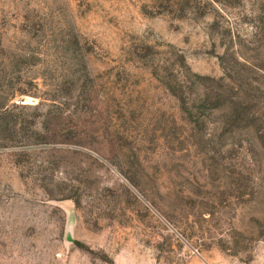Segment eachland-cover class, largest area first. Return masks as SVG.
Here are the masks:
<instances>
[{
    "label": "rangeland",
    "instance_id": "obj_1",
    "mask_svg": "<svg viewBox=\"0 0 264 264\" xmlns=\"http://www.w3.org/2000/svg\"><path fill=\"white\" fill-rule=\"evenodd\" d=\"M0 264H264V0H0Z\"/></svg>",
    "mask_w": 264,
    "mask_h": 264
},
{
    "label": "trees",
    "instance_id": "obj_2",
    "mask_svg": "<svg viewBox=\"0 0 264 264\" xmlns=\"http://www.w3.org/2000/svg\"><path fill=\"white\" fill-rule=\"evenodd\" d=\"M228 108H229L228 112L226 111L227 113L226 119L230 123L237 122L241 118V114L245 112L244 110L246 109L242 104H240L239 101H235V100L230 102Z\"/></svg>",
    "mask_w": 264,
    "mask_h": 264
}]
</instances>
